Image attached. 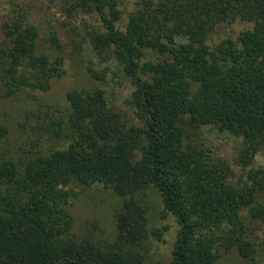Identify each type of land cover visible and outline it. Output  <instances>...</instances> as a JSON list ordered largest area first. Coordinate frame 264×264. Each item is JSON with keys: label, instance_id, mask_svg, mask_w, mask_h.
<instances>
[{"label": "trees", "instance_id": "16d2710c", "mask_svg": "<svg viewBox=\"0 0 264 264\" xmlns=\"http://www.w3.org/2000/svg\"><path fill=\"white\" fill-rule=\"evenodd\" d=\"M120 1L64 0L62 8L93 18L84 20L92 48L134 86L133 120L103 89H71L66 147L0 161V264H147L145 240H162L168 228H149L148 190L179 224L169 264H217L232 248L255 253L244 211L264 223V165L253 164L264 151V0H137L124 24ZM238 20L249 27L228 35ZM0 27V100L24 87L48 90L63 56L38 50L35 25ZM147 50L162 58L143 61ZM54 123L60 132L62 121ZM202 126L242 138L240 173L193 139ZM7 133L0 123V140ZM76 183L123 198L113 240L72 230Z\"/></svg>", "mask_w": 264, "mask_h": 264}, {"label": "rangeland", "instance_id": "374dc122", "mask_svg": "<svg viewBox=\"0 0 264 264\" xmlns=\"http://www.w3.org/2000/svg\"><path fill=\"white\" fill-rule=\"evenodd\" d=\"M64 0H0V26L15 20L23 27L35 25L38 29V50L53 56H63L62 75L50 81L46 91L24 87L12 96L0 100V123L6 125L8 133L0 140V161L13 159L18 164L39 154H48L63 149L71 137L66 127L69 113L67 92L71 89L99 87L105 91L108 104L116 110L134 117L130 95L134 89L121 65L111 57L101 59L92 48L85 30L84 20L94 25L91 16L75 12L68 15L62 8ZM137 0H121L122 18L120 24L135 10ZM249 24L238 20L225 27L228 35L246 29ZM218 31L213 40L219 36ZM57 41H53L54 38ZM0 38L4 33L0 27ZM162 56L147 50L143 61H156ZM62 121L59 132L54 122ZM133 120V119H132ZM66 121V122H65ZM52 123V124H51ZM54 123V124H53ZM50 127V128H49ZM57 132H59L57 134ZM193 139L204 145L210 154L227 160L236 174L241 172L238 154L242 138L213 126H202L192 133ZM254 165H264V151L259 152ZM70 213L73 216V231L80 236L92 235L94 240H113L114 216L123 203V198L112 189L99 183L91 185L71 184ZM142 202L149 215V228L168 226L162 240L151 235L145 240L147 264H169L172 248L179 231V224L172 214L162 215L163 203L157 192L148 190ZM244 218L250 230V241L255 249L250 258H243L237 248L222 251L217 264H264V223H254L249 213Z\"/></svg>", "mask_w": 264, "mask_h": 264}]
</instances>
